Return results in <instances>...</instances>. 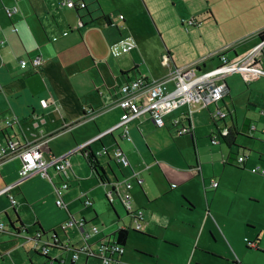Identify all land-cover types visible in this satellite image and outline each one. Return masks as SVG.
Returning <instances> with one entry per match:
<instances>
[{"label":"crops","instance_id":"obj_1","mask_svg":"<svg viewBox=\"0 0 264 264\" xmlns=\"http://www.w3.org/2000/svg\"><path fill=\"white\" fill-rule=\"evenodd\" d=\"M64 1L0 0V84L3 86L0 92V144L9 138L17 142L18 147L42 141L44 159L71 152L69 167L64 172L54 173L49 169L48 178L32 176L19 182L9 193L3 190L19 181L21 159L12 156L4 161L0 164V198H14L15 205H18L15 212L22 221L26 215L21 198L27 184L46 186L47 182L57 184L63 180L68 183L64 190L67 191L69 184L76 182L83 188L84 198L92 202L86 207L93 205L92 198L86 195L88 189L102 187L107 192L106 196L109 191L113 192V200L109 203L114 222L103 232L99 229L98 234L87 239L90 253L97 254V243L110 238L119 228L132 227L120 200V195L128 192L132 208L143 212L142 237L157 242L164 240L170 248L181 247L179 250H182V238H192V244L185 249L184 261L177 256L178 261H166L158 253L156 264H197L196 261L214 264L208 258L228 262L229 255H236L231 221L229 214L225 216L214 201L226 191L227 176L231 172L237 179L248 176L264 186V177L250 172L255 165L264 168V149L251 143L247 148L242 146L244 152L237 150L231 154L233 146L228 147L222 140L217 145L210 143L214 149L207 147L206 153H196L197 138H208L215 132V124L211 121L213 105L204 109L194 107L191 136H178L169 123L172 118L185 113V108H179L165 117L163 128L155 127L147 116L131 119L127 122L130 140H126L121 128L113 129L124 115L116 101L119 87L127 81L138 78L159 80L173 68L190 64H199L200 72L212 71L220 65L216 57H210L213 53L222 51L228 58H234L254 48L260 42L259 33L264 31V0H73L85 3L84 9H69L61 5ZM7 8H15L17 12L8 17ZM103 15L109 18V24L96 21ZM120 15L122 19H119ZM192 19L194 22L189 24ZM148 20L157 32L158 46H151L143 37V29L148 30ZM139 22L143 28L140 25L138 28ZM128 36L134 40L136 48L113 58L109 46ZM187 36L189 44L185 41ZM150 48H153L152 55L148 52ZM166 56L167 64L163 62ZM34 57L43 60L39 69L19 67L20 61L27 60L29 64ZM133 69L136 71L132 72ZM229 90L227 87L228 93ZM40 100H45L48 106L42 107ZM226 100L227 95L224 101L219 102L220 106L227 108ZM230 108L237 119L236 123H229L233 124L232 132L244 138L247 130L253 134L251 139L254 142L264 144V140L257 139L254 134L256 126L247 120H238L235 110ZM6 119H12L10 126L3 125ZM207 124H211L209 130L196 131ZM251 126L255 131H250ZM263 129L260 135H264ZM181 137H188L189 141L185 142ZM85 146L103 169L102 183L95 179L84 162V155L79 150ZM116 149L125 154L128 167L116 162ZM245 150L255 151L256 157L247 156ZM243 155L247 160L238 165L236 158ZM233 163L237 167L232 166ZM137 177L142 179L141 185L137 184ZM212 180L218 184L215 189L211 187ZM116 182L131 183V188L127 191L122 186L116 192ZM210 192L212 194L208 198ZM248 197L253 200L259 198L255 195ZM183 199L193 205L192 211ZM115 202L124 210L122 218L113 206ZM0 213L6 211L0 209ZM7 216L13 222V217ZM191 216H194L193 221L189 220ZM95 219L96 213L92 220ZM174 232L181 238L169 235H174ZM80 233L83 242L76 249L84 245L81 230ZM0 234L12 239L9 233ZM134 238L141 241L136 236ZM204 238L207 239L206 244L202 242ZM27 243L32 251V242ZM51 251L60 252L50 256L49 251L52 264H62L60 260L65 264H101L90 253L78 254L77 260L71 263V254L64 256L62 251ZM143 251L152 254L148 250ZM0 261L4 262L1 256ZM28 262L31 264L30 258ZM233 262L237 263V259L233 258ZM46 263L51 264L50 261ZM121 263L130 264L123 260V255Z\"/></svg>","mask_w":264,"mask_h":264},{"label":"rangeland","instance_id":"obj_2","mask_svg":"<svg viewBox=\"0 0 264 264\" xmlns=\"http://www.w3.org/2000/svg\"><path fill=\"white\" fill-rule=\"evenodd\" d=\"M191 21H194V19H192ZM139 25L141 28H143L142 22L137 23L138 28ZM147 25L148 30H146L145 28L143 29V37L146 40V43L150 44L151 46L155 44L158 46L160 40L151 20H148ZM185 41L187 42V44H189L188 36L186 37ZM152 51L153 48L148 49L150 55H152ZM214 54L215 53L210 56L212 59H215V56H213ZM28 66L30 67L29 64H27L26 67H21L19 65L21 69H25ZM261 66L264 68V56L262 58ZM225 82L230 90L229 93L228 91H226L224 98L227 95V108L231 112V115L230 118H225L224 121L226 123H228L229 121H231L232 123L237 122V119L233 115L230 108L232 107L235 110V114L238 120L243 119L247 120L249 123H253L257 128V132L254 133L256 134L257 139L264 140V135H260L261 129L264 128V115L261 113L262 110H264V77L259 78L255 82H247L244 81L243 78H241L239 73H235L233 75L227 76L225 78ZM200 120L205 121L203 119ZM207 125L206 127L197 129L196 131L203 132L205 129L209 130V128H211V124L208 126ZM245 133V136L247 138H243L240 135V137H236V145L231 148V152L227 150L229 153L235 154L237 150L244 152V150L241 149L243 148L242 146H244V148H247V145H250L251 143H254L256 147L264 149V144H261L262 142H254V140L251 139V135H253L251 132L245 130ZM1 136L2 135L0 133V139ZM181 138L185 142L189 141L188 137ZM207 147L214 149L215 146L213 147L210 145V141L208 138H197L196 153H206ZM254 152L255 151L245 150L247 156L251 157H256ZM232 166L237 167L234 163L232 164ZM82 185L84 186L83 183ZM69 186L70 188L67 191H62V200L63 204L66 205V208L72 219L76 223L84 220L87 222V225L85 227L87 230L95 226L100 229L101 232H103L107 225L114 222L115 217L113 216V210L104 198L106 196L105 193H107L104 192V188L96 186L86 191V195L93 200L92 207H86L84 204L85 198L84 195H82L84 192L83 188L78 186L76 182L70 183ZM227 186L228 187L226 191L216 197L214 205H216V207L225 216H228L229 214L231 221L230 229L236 255H234L235 257L233 255H229L228 262H226L225 260L219 261L214 258L208 259H210V261L214 264H234L233 258L237 259V263L239 262L241 264H264V186H261L256 181L250 180L248 176H245L242 180L237 179L236 175L233 172H231V174L227 176ZM211 194V192L208 193V198ZM249 195H255L259 198L253 200L248 197ZM22 197L23 198H21V203L24 205L23 213L26 215L25 218L22 219V223L24 229L26 230V233L22 231V233L18 234L17 236H13L12 234H10L12 239H9V237L3 234H0V239H3L0 240V256L4 259V262L0 261V264H29V258L31 259V264H47L44 257L35 255L29 250V244L26 240L27 237H30L34 234L36 228L35 226H37L35 225L36 223L48 234H51L53 230L56 231L58 236L64 239L63 242L65 244L70 243L69 246L78 247L82 244L83 241L81 233L77 226H71L64 231H62V229L60 228V226L64 224L68 219V215L64 209H59L55 205L57 195L55 194V189L52 186L51 182H47L46 186L42 184L40 186V183L27 184L22 191ZM25 204L29 205L30 207L25 206ZM113 206L116 208L118 214L122 218L124 215V210L121 205L115 202ZM16 207H18V205H15V208ZM0 209L6 211L7 215L13 217L14 219L13 211L10 208V203L5 196L0 198ZM93 211H95L96 213L95 220H92L94 219ZM0 219L8 223V220L2 213H0ZM189 220L193 221L194 216H191ZM184 222L186 221L184 220ZM129 223L127 225H129ZM183 225L185 224L183 223ZM182 227L183 226H179V228ZM5 231L10 232V227L5 228ZM128 232V243H126V248H124L123 260L127 261L130 264H156V255L158 253L162 254L166 258V261H178L176 260V256L180 258L181 261H184V259L186 258L185 249L192 244V238H182V241H180L182 250H179L181 247L178 249L170 248L169 243L165 242L164 240L157 242L142 237L140 235V232H136L133 227H129ZM169 235L175 238H181V236L177 232H174V235ZM134 236L141 239V241L137 242ZM207 238L210 241V237L208 236V234ZM256 239L258 240L257 247L251 245V247L247 249L246 242H254V240ZM202 242L206 244L207 239L204 238ZM143 250H148L152 252V254L146 253ZM58 253L60 254V252L57 251H50V256H54ZM63 254L64 256H70L71 250L63 252ZM203 256L206 257L207 255ZM91 260L95 261L96 263L98 262L94 259ZM196 262L197 264L201 263L199 261ZM193 264L196 263L193 262Z\"/></svg>","mask_w":264,"mask_h":264},{"label":"built area","instance_id":"obj_3","mask_svg":"<svg viewBox=\"0 0 264 264\" xmlns=\"http://www.w3.org/2000/svg\"><path fill=\"white\" fill-rule=\"evenodd\" d=\"M61 5L69 9L85 8V3L82 1L65 0ZM5 12L8 17H12L17 10L15 8H7ZM119 18L122 19V16H119ZM63 35H66V33H63ZM53 40L56 39L53 38ZM135 46L133 39L126 37L112 44L109 47V52L113 57H119L131 52ZM213 56L219 60L220 66L212 71L200 72L197 64H190L182 68L173 69L160 80L145 82L141 79H135L125 82L118 90L119 98L117 100V106L124 111V115L119 124L113 129L121 128L123 137L126 140H130L127 122L131 119L147 116L156 127L161 128L165 125L164 118L170 112L184 107L186 108L185 114L181 118L176 117L170 121V124L176 129V134L183 136L189 134L190 128L184 125L183 122L189 123L191 121L193 107L200 106L206 108L213 104L214 109L211 117L215 124V132L210 138V143L215 145L219 143L221 138H226L230 134L233 124H228L224 121L229 116V112L218 104L225 94L224 78L233 73H239L243 80L247 82L255 80L260 76L264 77V70L261 67L264 56V38L254 48L240 56L228 58L222 51ZM163 62L166 64L167 59L163 58ZM29 64L32 69L37 70L42 66L43 60L40 57H34L29 61ZM20 66L26 67L27 62L24 60L20 61ZM2 89L3 86L0 84V92ZM40 105L42 107L48 106L45 100H40ZM5 125H11L10 121H5ZM250 130L255 131V127L251 126ZM262 132L264 133V129ZM43 148L44 143L42 141H33L22 147H18L17 142L10 138L0 145V164L12 156H17L21 159V166L18 171L19 181L9 187H5L4 193H9L11 189L18 186L19 182L32 176L38 175L42 178H48L49 169H52L54 173H61L69 166L68 157L71 152L60 157L44 159ZM114 158L121 166H128V161L121 150L114 152ZM244 161L245 157L243 156L237 158L238 163H243ZM250 172L264 176V168L259 166L252 167ZM136 182L141 184L142 180L137 178ZM121 187L122 184H116L115 191L118 192ZM124 187L126 190H129L131 185L126 183ZM211 187H217V182L212 180ZM66 189L67 185L65 183H60L55 187L57 195L56 205L61 208L65 207L62 201V191ZM108 197L109 201H112V197L110 195ZM8 199L10 206L15 205L13 197L9 196ZM120 200L129 214L133 229L140 230L144 219L143 212L131 207L128 192L121 194ZM85 204L90 205V202L86 201ZM74 223V221L69 220L62 225V229L71 227ZM77 225L82 226V222ZM3 230H5V224L0 219V232ZM97 232L98 229L96 227L91 228L92 234H96ZM87 237H89V234L84 235V239ZM31 240L33 241L34 250L42 255L48 254L46 245H49V243L47 241L36 243L34 238ZM97 246V254L90 253V247L87 245L83 246L80 252L85 254L90 253L91 256L95 255L101 264H121L120 258L123 249L117 245L115 240L104 239ZM76 259L77 255L73 254L71 260L74 261ZM61 262L64 263V261Z\"/></svg>","mask_w":264,"mask_h":264},{"label":"trees","instance_id":"obj_4","mask_svg":"<svg viewBox=\"0 0 264 264\" xmlns=\"http://www.w3.org/2000/svg\"><path fill=\"white\" fill-rule=\"evenodd\" d=\"M98 22H105L106 24H109L110 23V20L107 16H102L101 18H99L98 20H96ZM264 37V31L259 33L258 35V39L261 40L263 39ZM168 56V54H167ZM136 69H133L132 72H135ZM137 78V77H136ZM240 134L239 133H236V132H232V130L230 131V134H229V137L228 139H223V142H226V145L229 147V146H235V143H234V140L236 139L237 136H239ZM210 137H208L209 139ZM86 149H88V146H85L84 148L80 149V153L82 155H84V162L86 163V165L88 166L89 170L92 172L93 176L95 177V179H97V181L99 183H102L103 182V169L102 167L97 163L96 159L94 158L93 154H91L90 151H86ZM244 150V148H241ZM246 151H249V150H246ZM85 154H87V156H85ZM237 159V158H236ZM2 161V160H1ZM237 162V160H236ZM238 164V163H237ZM240 165V164H238ZM259 176V175H258ZM263 177V176H261ZM215 181V180H214ZM55 185V184H54ZM53 186V184H52ZM218 186V184H217ZM215 189V188H214ZM105 200L106 202L111 205L109 203V199L108 197L106 196L105 197ZM183 203L190 209L192 210L193 209V205L191 203H189L188 201L184 200L183 199ZM206 203H208V200L206 199ZM10 208L12 209L13 211V215H14V219H13V222H11L7 216L6 213H3V215L5 216V218L8 220V223H6L4 221V224H5V228H8L10 227V232L8 231H1V232H5V233H9V234H12L13 236H17L18 234L22 233V231L24 233H26V230L24 229L23 227V223L21 221V219L19 218V216L17 215V213L15 212V205L13 206H10ZM60 209V208H59ZM66 213L68 215V218L71 217L68 210H66ZM94 213V212H93ZM95 214V213H94ZM35 226V231H34V240L36 241V243L38 242H44V241H47V243H49V245H46V247L48 248V251H51V250H58V251H62V252H66L68 250H71L73 252H77L78 250L76 249V247L74 246H69L68 244H65L62 240H60L57 236V233L56 231H52L51 234H48L47 232H45L43 229H41L39 227V225L36 223ZM87 225V222L86 221H83V226ZM129 231V228H119L117 231H115L111 236L110 238H115V241L117 243V245L121 246L122 248L125 247V243H126V240H127V236H128V232ZM136 232H140V231H136ZM109 237H107L106 239H110ZM111 240V239H110ZM257 242L258 240H254V242H246V248L249 249V247H251V245H254V247H257ZM33 254L35 255H39V256H42L44 257L45 259V262H48L49 261V257L48 256H45V255H42L40 254L38 251H35V250H32L31 251ZM53 263V262H52ZM56 263V262H54ZM234 264H239V263H234Z\"/></svg>","mask_w":264,"mask_h":264},{"label":"bare ground","instance_id":"obj_5","mask_svg":"<svg viewBox=\"0 0 264 264\" xmlns=\"http://www.w3.org/2000/svg\"><path fill=\"white\" fill-rule=\"evenodd\" d=\"M120 16H121V15H120ZM122 18H123V17H122ZM119 19H120V18H119ZM193 22H194V21H191L189 24H192ZM262 32H263V31H262ZM66 35H67V33H66ZM263 38H264V37H263ZM55 39H56V38H55ZM133 41H134V40H133ZM260 41H261V40H260ZM135 45H136V44H135ZM110 46H111V45H110ZM110 46H109V47H110ZM135 48H136V46H135ZM135 48H134V49H135ZM134 49H133V50H134ZM133 50H132V51H133ZM129 53H130V52H129ZM127 54H128V53H127ZM123 55H124V54H123ZM164 58L167 59V63H168V57L166 56V57H164ZM167 63H166V64H167ZM197 66H198V69H199V64H197ZM219 66H220V65H219ZM173 69H175V68H173ZM173 69H172V70H173ZM262 69H263V68H262ZM172 70H171V71H172ZM263 70H264V69H263ZM171 71H170V72H171ZM233 74H235V73H233ZM233 74H231V75H233ZM239 75H240V74H239ZM165 76H166V75H165ZM165 76H164V77H165ZM228 76H229V75H228ZM240 76H241V75H240ZM164 77H163V78H164ZM226 77H227V76H226ZM226 77H225V78H226ZM260 77H262V76H260ZM260 77H257L256 79H258V78H260ZM225 78H224V84H225V93H226V91H227V85H226V82H225ZM262 78H263V77H262ZM138 79H141V78H138ZM141 80H142V81H145V82L154 81V80L147 81V80H144V79H141ZM159 80H160V79H159ZM119 88H120V87H119ZM224 96H225V94H224ZM224 96H223V99H224ZM118 98H119V97H118ZM118 98H117V100H118ZM223 99L220 100L219 102L223 101ZM218 104H219V103H218ZM116 105H117V101H116ZM212 105H213V104H212ZM219 106H220V104H219ZM194 107H197V106H194ZM194 107H193V113H192V116H193V114H194ZM198 107L201 108V109H204V108H202V107H200V106H198ZM207 107H208V106H207ZM207 107H206V108H207ZM221 107L224 108V109H226V110L229 112V116H228L227 118H230L231 112H230L226 107H224V106H221ZM119 108H120V107H119ZM180 108H184V107H180ZM120 109H121V108H120ZM178 109H179V108H178ZM185 109H186V108H185ZM173 111H174V110H173ZM173 111H172V112H173ZM185 112H186V111H185ZM263 112H264V111H262V114H263ZM170 113H171V112H170ZM170 113H169V114H170ZM169 114H168V115H169ZM184 114H185V113H184ZM184 114H183V115H184ZM263 115H264V114H263ZM178 117L181 118L182 115H181V116H178ZM175 118H176V117H175ZM211 118H212V117H211ZM172 119H173V118H172ZM11 120H12V119H11ZM11 120H4V121H3V125H4V126H10V125H5V121H10V123H11ZM164 120H165V118H164ZM191 120H192V119H191ZM170 121H171V120H170ZM170 121H169V123H170ZM185 122H186V121H184L183 123H185ZM190 123H191V121H190L189 123H187V125H186V126H189V128H190L189 134H187V135H183V136H188V135L191 136V135H192V134H191V126H190ZM229 123H230V121L228 122V124H229ZM165 124H166V122H165ZM170 125H171V124H170ZM184 125H185V124H184ZM171 126H172V125H171ZM155 127H156V126H155ZM164 127H165V125H164ZM172 127H173V126H172ZM157 128H158V127H157ZM161 128H163V127H161ZM173 128H175V127H173ZM250 131H251V130H250ZM175 133H176V129H175ZM228 137H229V135H228L226 138H221L220 141H219V143H220L223 139H227ZM210 138H211V137H210ZM6 141H7V140H6ZM6 141H5V142H6ZM219 143H217V144H219ZM217 144H215V145H217ZM0 145H2V144H0ZM25 145H26V144H25ZM116 150H120V149H116ZM116 150H115V151H116ZM115 151H114V152H115ZM122 153H123V152H122ZM123 154H124V153H123ZM124 156H125V154H124ZM59 157H60V156H59ZM239 157H241V156H239ZM243 157H245V156L243 155ZM125 158H126V156H125ZM237 158H238V157H237ZM114 159H115V158H114ZM126 159H127V158H126ZM236 160H237V159H236ZM246 160H247V157H245V161H246ZM68 161H69V157H68ZM127 161H128V160H127ZM245 161H244V162H245ZM116 162H117V161H116ZM244 162H243V163H244ZM237 163H238V162H237ZM243 163H238V164L243 165ZM69 164H70V163H69ZM119 165H120V164H119ZM128 166H129V163H128ZM128 166H126V167H128ZM255 166H258V165H255ZM68 167H69V166H68ZM122 167H123V166H122ZM126 167H124V168H126ZM253 167H254V166H253ZM259 167H260V166H259ZM251 168H252V167H251ZM251 168H250V169H251ZM261 168H263V167H261ZM64 171H65V170H64ZM64 171H63V172H64ZM254 175H256V174H254ZM48 176H49V175H48ZM259 176H260V175H259ZM263 177H264V176H263ZM137 178H139V177H137ZM137 178H136V179H137ZM136 179H135V180H136ZM140 179H141V178H140ZM141 180H142V179H141ZM60 183H65V184L67 185V188H68V183L65 182V181H63V180H61L59 183H57V184H55V185L53 184L54 189H55V187H57ZM118 183H120V184H122V186H124L127 182H116V183L114 184V186H115L116 184H118ZM129 184L131 185V183H129ZM137 184H138V183H137ZM138 185H141V184H138ZM172 187H174V185H172ZM212 188H213V187H212ZM215 188H216V187H215ZM129 190H130V189H129ZM113 191H114V190H113ZM127 191H128V190H127ZM55 194H56V193H55ZM108 195H110V196L112 197V200H113V197H114L113 192L109 191L108 194H107V196H108ZM108 199H109V197H108ZM56 200H57V199H56ZM62 201H63V200H62ZM86 201H89V202H90V205H86V204L84 203L85 206H91V204H92L91 200L87 199V197H86L84 202H86ZM55 205H56V202H55ZM130 205H131V203H130ZM56 206H57V205H56ZM64 206H65L64 208H61V207H59V206H57V207L60 208V209H64V210L66 209V210H67L65 204H64ZM131 207H132V206H131ZM125 210H126V209H125ZM140 211H141V210H140ZM126 212H127V211H126ZM127 214H128V212H127ZM70 216H71V215H70ZM128 216H129V214H128ZM129 218H130V217H129ZM69 220L74 221V220L72 219V217H69L67 221H69ZM130 220H131V219H130ZM67 221H66V222H67ZM83 221H84V220H81V221H80V222H82V226L77 225V224L80 223V222L76 223V222L74 221L75 223L73 224V226H74V225L77 226V227L79 228V230L82 231L83 239H84V235H85V234H89V237H91L92 235H96V234H98L99 229H98L97 227H96V228L98 229V232H97L96 234H92V233H91V228H92V227H91L88 231H87V230H84V227H85V226H83ZM3 222H4V221H3ZM66 222H65V223H66ZM65 223H64V224H65ZM131 224H132V222H131ZM93 227H95V226H93ZM68 228H69V227H68ZM141 230H142V225H141V229H140V230H135V231H141ZM89 237H87V238L84 239V245H83V246L88 245V244H87V239H88ZM33 238H34V236L32 235V236H30V237H27L26 240H27V242H32V244H33V241L31 240V239H33ZM29 239H30V240H29ZM105 239H106V238H105ZM103 240H104V239H103ZM245 242H246V240H245ZM97 244H98V243H97ZM83 246H81L80 248H77V250H78L77 252H73V251H71V256H72L73 254H76V255H77V258H78V254H83L82 252H80V249H81ZM253 246H254V245H253ZM89 247H90V246H89ZM122 249H123V253H124V248H122ZM33 250H34V249H33ZM35 251H36V250H35ZM123 253H122V255H123ZM48 255H49V251H48V254L45 255V256H48ZM122 255H121V257H122ZM48 257H49V256H48ZM93 257H96V256L94 255ZM96 258H97V257H96ZM76 260H77V259H76ZM76 260H74V261H76ZM98 260H99V259H98ZM49 261H50V263L52 264V260H51L50 258H49ZM61 261H64V260H60V262H61ZM74 261H72L71 258H70V262H71V263L74 262ZM99 261H100V260H99ZM120 262H121V258H120ZM61 263H62V262H61ZM62 264H65V261H64V263H62ZM121 264H122V263H121Z\"/></svg>","mask_w":264,"mask_h":264}]
</instances>
